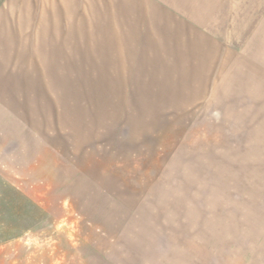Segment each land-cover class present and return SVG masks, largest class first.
<instances>
[{
  "label": "rangeland",
  "instance_id": "374dc122",
  "mask_svg": "<svg viewBox=\"0 0 264 264\" xmlns=\"http://www.w3.org/2000/svg\"><path fill=\"white\" fill-rule=\"evenodd\" d=\"M0 264H264V0H0Z\"/></svg>",
  "mask_w": 264,
  "mask_h": 264
}]
</instances>
